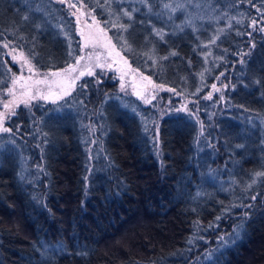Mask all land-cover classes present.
<instances>
[{"label": "trees", "instance_id": "1", "mask_svg": "<svg viewBox=\"0 0 264 264\" xmlns=\"http://www.w3.org/2000/svg\"><path fill=\"white\" fill-rule=\"evenodd\" d=\"M184 1L172 12L164 4L180 0H148L150 13L140 0H72L133 70L195 100L197 118L150 116L131 97L120 107L109 76L99 86L83 78L64 110L19 108L8 122L16 139L0 134V264H192L206 248L194 244L196 226L218 225L209 236L228 229L252 197L240 236L198 264H264V32L249 35L264 0H202L212 13L192 21ZM133 8L132 19L123 15ZM77 28L55 0H0V43L38 70L76 61ZM223 71L224 108L205 98ZM11 79L0 44V90ZM95 112L99 145L88 139Z\"/></svg>", "mask_w": 264, "mask_h": 264}, {"label": "rangeland", "instance_id": "2", "mask_svg": "<svg viewBox=\"0 0 264 264\" xmlns=\"http://www.w3.org/2000/svg\"><path fill=\"white\" fill-rule=\"evenodd\" d=\"M56 2L63 3L67 6V8L74 14L76 17L78 28L77 32L80 36V42L81 47H83L86 43L87 46L83 47V51L80 52V56L84 57V60L81 61L78 70L73 73V76L79 75L81 71H83L85 74L80 77L79 80L76 81L75 86L71 89L70 93L73 92L76 85L83 79L87 77H92L94 79V82L96 85H102L107 76H109L110 79H114L116 84V93L118 95H114L120 97L119 102L120 107H124L125 99L131 97L134 101L137 102L138 105L148 106V110L150 111L151 115L157 114L158 117H161L172 110L175 111H182L186 113H191L193 117L197 118V103L193 99H189L183 95L177 94L176 92L167 89L164 86H161L159 84H156L152 81L150 77L145 76L144 74L140 73L139 71L133 70L130 66L128 61L125 59V57L115 48V51L112 52L111 58H109V49H106L103 47V44L106 43V38L99 33V29L97 27V23H94L92 18L86 13L83 14L80 8L74 7L70 8L68 5L72 4V0H64V2H60V0H55ZM188 1V0H187ZM180 4H185L184 0H180ZM191 8L192 12L190 15V20H194L197 17L202 16H208L211 12V9L208 4H204L202 0H192L191 1ZM100 28H102L99 25ZM261 28H264V18L261 21L256 22L253 25V28L250 32L251 37L255 36L257 33H262L264 31H260ZM81 32L84 34V38L81 37ZM90 35L97 36L100 44L94 49L91 45V43L87 42V37ZM106 36L110 37L108 33L106 32ZM249 37V35H248ZM113 43V42H112ZM3 47V59L5 60L11 74L12 79L8 86V88L4 90H0V113H4L6 110L4 108V103L13 100V96L8 93V89L12 88L15 92V95L19 99H25L26 97H22L20 94L22 91H24L23 88H21L22 84L27 83L28 85H31L30 93H34L37 88L40 89L41 94L45 96H49V99H41L39 96L37 99L30 101V106L25 107L23 104H20L19 106H15V112L19 108H24L30 111L34 110V107L36 106H49V103H56L53 108L54 111H61L66 108V98L67 96L63 95V89L67 87V84L64 82L63 75L61 76H51V71L47 70H38V75L34 74L32 72L28 71V67H21V65L24 63V60L27 59L21 51L8 44V47H4V44L6 43H0ZM253 46L251 43L250 48ZM100 53L101 54V62L104 63L106 60L107 64H111V68H108L105 66L104 68H92V71L95 73L92 76L87 75V68L86 65L94 64L96 62L95 56H93V59L90 61L88 59V53ZM116 52H119L120 55L116 56ZM15 56V60L13 57ZM123 57V59H121ZM127 61V63H125ZM73 65L76 64V61L72 63ZM66 68V67H65ZM61 72V71H59ZM45 73H48V82L44 84H36L35 81L44 79ZM226 71L221 72L218 74L214 82L211 84L210 87V93L211 95L217 96L219 106L224 108L227 106V99L225 98V89H226V82L224 80ZM14 77H21L13 87V79ZM30 77V79H29ZM123 84V88L121 85ZM213 85L216 86V88H213ZM218 89V91L216 90ZM59 96L60 98L57 99L56 97ZM179 98V100H175ZM145 99L150 101L149 103H145ZM13 116V115H12ZM10 116L3 122V127L9 128L8 122L9 119L12 117ZM149 116L147 117L146 121L148 120ZM154 122H149L147 125V131L149 130L151 133L152 141L154 143L156 142L155 132H154ZM88 126V139L96 143L97 145L100 144V141H102L101 135L103 134V129L105 128L104 122L102 120L101 114H97L95 112L91 118V120L87 123ZM203 126L200 124L199 129L200 132L202 131ZM10 129V128H9ZM18 131V130H16ZM2 133H11L12 139H16V132H12L11 129L8 132H2L0 131V134ZM41 136V135H40ZM26 137V136H25ZM41 171V167L39 168ZM253 203V199H251V202L249 204H246L244 206H241L240 211L235 215L236 223L233 226H230L228 229L222 228V230H219L217 234L211 235L212 232H214L217 229L218 225L213 226L209 232L207 233V230L200 225H197L195 228V237H194V244L199 245L202 243V245H206V248L203 250V254L198 259H195V261L192 262V264H198L200 263L201 259H206L209 256H211L214 251L219 248L226 246L236 240L241 233V223L242 221L247 219V208L249 205ZM261 203L264 205V194L261 198Z\"/></svg>", "mask_w": 264, "mask_h": 264}, {"label": "snow or ice", "instance_id": "3", "mask_svg": "<svg viewBox=\"0 0 264 264\" xmlns=\"http://www.w3.org/2000/svg\"><path fill=\"white\" fill-rule=\"evenodd\" d=\"M60 2H64V0H60ZM250 2V0H249ZM141 4H144L146 7H148V11L151 13L152 12V7L149 4L148 0H140ZM70 8H74L76 7L75 4H69L68 5ZM164 8L165 9H170L172 12H176L179 9H183L184 5L183 4H177L175 7H173L171 4H164ZM39 10V9H37ZM138 11V9L133 8L132 11H127V10H123V15L128 17V19H132V13ZM24 19H27V17L25 16ZM117 19H119V17H117ZM93 21L94 23H96L95 21V17H93ZM189 23H191V21H189ZM256 22L253 21V24H255ZM114 27L117 26L116 24L113 25ZM97 27L99 29V33L102 34L105 38H106V43L103 44V47H105L106 49H109V58H111L112 56V52L115 51L116 45L112 43V39L110 37L106 36V30L104 28H100L99 25L97 24ZM119 27L121 29H123L124 31L127 30V26L120 24ZM153 31L156 33V35L160 36L161 39H163V31L162 30H157V29H153ZM260 31H264V28H261ZM239 34V33H238ZM251 35V34H249ZM81 37L84 38V34L83 32H81ZM88 43H91L92 47L95 49L98 44H100V41L98 39L97 36L94 35H90L89 37L86 38ZM121 40H123V37H120ZM71 43V42H69ZM87 43L83 46L86 47ZM255 45H253L254 47ZM4 47H8V44H4ZM83 47H81V51H83ZM122 50L127 51L129 50V47H127V41L124 40V46H122ZM176 53H172V55H175ZM69 55H72V51H69ZM120 53L116 52V56H119ZM93 56H95V60L96 62L94 64H89L86 65L87 70V75L92 76L95 73L92 71V68H104L105 66H107L108 68H111V64H107L106 60L104 63L101 62V54L100 53H88V59L91 61L93 59ZM13 59L15 60V56L13 57ZM121 59H123V57H121ZM166 59V57L164 58ZM84 60L83 56H79L76 57V64H69L66 68H64L63 70H61V72H52L50 73L51 76H61L63 75L64 77V82L67 84V87L63 89V95L67 96L70 94L71 89L75 86L76 81L80 79L81 76H83L85 73L83 71L80 72L79 75L73 76L72 74L75 73L78 70V67L81 63V61ZM125 63H127V61H125ZM241 63H243V61H241ZM28 67V71L32 72L34 74H39L38 70L34 69V66L31 64V62L28 59L24 60V63L21 65V67ZM44 75V79L41 80H37L35 81L36 84H44L48 82V73L43 74ZM21 79V77H14L13 79V87H15L17 81ZM30 79V77H29ZM121 87L123 88V84L121 85ZM21 88L24 89V91L21 92V96L22 97H26L25 99H19L16 97L15 92L13 91L12 88L8 89V93L10 95L13 96V100L5 102L4 103V108H5V112L4 113H0V131L2 132H8L10 131L9 128L3 127V122L4 120H6L7 118H9L12 115H15V106H19L20 104H23L25 107L30 106V101L37 99V97L39 96V98L41 99H49V96H45L41 94V91L39 88L36 89V91L34 93H30V89H31V85H28L27 83L22 84ZM213 88L215 89L216 86L213 85ZM218 91V89H216ZM57 99H59L60 97L57 96ZM206 99H211V93H209V95L207 97H205ZM145 103H149L150 101H148L147 99H145L144 101ZM260 175V174H257ZM255 182V181H253ZM253 200L256 199V197H252ZM191 242V241H189Z\"/></svg>", "mask_w": 264, "mask_h": 264}]
</instances>
